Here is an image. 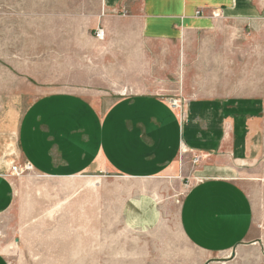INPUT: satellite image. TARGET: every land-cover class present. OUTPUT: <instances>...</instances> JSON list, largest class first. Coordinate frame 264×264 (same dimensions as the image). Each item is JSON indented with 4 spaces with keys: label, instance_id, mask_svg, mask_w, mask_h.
Wrapping results in <instances>:
<instances>
[{
    "label": "rangeland",
    "instance_id": "374dc122",
    "mask_svg": "<svg viewBox=\"0 0 264 264\" xmlns=\"http://www.w3.org/2000/svg\"><path fill=\"white\" fill-rule=\"evenodd\" d=\"M251 4L252 14L214 15L213 28L166 43L145 41L125 19H99L85 0H0V173L13 186V205L0 216V253L8 264H264V157L234 165L254 209L249 241L205 262L180 225L183 199L199 180L195 156H181L192 159L186 176L141 183L161 220L130 229L122 207L140 182L46 178L26 168L16 145L33 102L68 93L103 109L151 94L179 113L197 99L254 101L264 147V0Z\"/></svg>",
    "mask_w": 264,
    "mask_h": 264
},
{
    "label": "crops",
    "instance_id": "0c3cea01",
    "mask_svg": "<svg viewBox=\"0 0 264 264\" xmlns=\"http://www.w3.org/2000/svg\"><path fill=\"white\" fill-rule=\"evenodd\" d=\"M85 1L99 19L138 26L147 42L179 43L213 28L214 15L252 14L251 0ZM259 114L256 102L235 98L193 100L179 113L151 94L126 96L103 109L78 95L57 93L27 109L16 145L24 162L46 178L106 175L140 182L122 207L130 229L151 228L161 220L157 199L141 183L186 176L184 164L192 159H181L183 152L201 156L194 168L199 180L183 199L180 225L210 262L244 245L253 231V205L234 165L263 160L260 130L252 119ZM12 205V183L0 173V216ZM0 264H8L1 253Z\"/></svg>",
    "mask_w": 264,
    "mask_h": 264
},
{
    "label": "built area",
    "instance_id": "2783aa9c",
    "mask_svg": "<svg viewBox=\"0 0 264 264\" xmlns=\"http://www.w3.org/2000/svg\"><path fill=\"white\" fill-rule=\"evenodd\" d=\"M104 35H105L104 30H98V31H97V34H96V37H97V39L101 40V39L104 38ZM174 106L176 107L177 105L175 104ZM187 152H188V151H185V152H183V153H187ZM200 160H201V159H200L198 156H195V159H193V162H194L195 164H197V163L200 162ZM26 168L29 169V170H33V167H32L30 164H28V163H26ZM24 170H25V166H24ZM21 171H22V169H20V167L14 166V167L12 168L11 173L17 175V174H19V172H21Z\"/></svg>",
    "mask_w": 264,
    "mask_h": 264
}]
</instances>
